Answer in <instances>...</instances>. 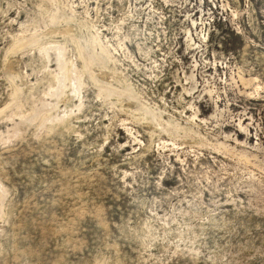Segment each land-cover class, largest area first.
Segmentation results:
<instances>
[{
    "label": "rangeland",
    "instance_id": "rangeland-1",
    "mask_svg": "<svg viewBox=\"0 0 264 264\" xmlns=\"http://www.w3.org/2000/svg\"><path fill=\"white\" fill-rule=\"evenodd\" d=\"M0 264H264V0H0Z\"/></svg>",
    "mask_w": 264,
    "mask_h": 264
},
{
    "label": "bare ground",
    "instance_id": "bare-ground-1",
    "mask_svg": "<svg viewBox=\"0 0 264 264\" xmlns=\"http://www.w3.org/2000/svg\"><path fill=\"white\" fill-rule=\"evenodd\" d=\"M245 123L243 122L242 125H244ZM243 127V126H242Z\"/></svg>",
    "mask_w": 264,
    "mask_h": 264
}]
</instances>
